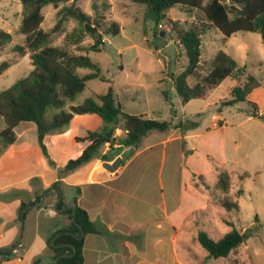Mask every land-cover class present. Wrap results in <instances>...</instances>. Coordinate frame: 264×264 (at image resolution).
Here are the masks:
<instances>
[{
  "label": "rangeland",
  "instance_id": "obj_1",
  "mask_svg": "<svg viewBox=\"0 0 264 264\" xmlns=\"http://www.w3.org/2000/svg\"><path fill=\"white\" fill-rule=\"evenodd\" d=\"M71 3L70 1L62 4L58 8L52 5L45 7L41 28L45 31L55 28L59 19L57 12ZM75 7L92 18L99 19L100 22H117L120 33L116 36H105L101 51L89 53L90 58L99 64L106 81L100 79L88 81L85 90L77 96L73 105H80L88 98L97 99L112 88L115 99L124 112L175 123L185 116L189 121H196L200 127V134H204L202 138L191 143L197 148L196 153L185 167V173H181L178 166L176 178L177 184L181 180L184 183L189 182L188 174L190 175L192 171L203 174L204 177L192 176V189L184 197V221L182 224L178 221L174 229L169 228L167 259L156 264H264V42L261 35L239 32L226 38L216 30L207 32L203 36L200 74L209 71L212 57L220 50L233 57L238 67L245 68V71L224 80L207 99L192 100L183 112L179 98L174 92L170 74H180L188 61L168 21H163L161 28L154 21L146 20L145 7L131 0H79ZM22 18L23 6L20 0H0V28L12 35L11 43L0 52V65L3 63L9 65L0 75V92L27 76L33 68L30 53L21 54L14 50L15 46L25 44L24 36L17 32ZM169 18L182 27L207 21L201 11L190 12L179 6L171 11ZM77 27V21L73 19L65 21L52 35L51 45L66 47L75 54L84 53L79 48L93 43L89 36L76 46L67 43V36ZM161 30L167 32L166 38L163 39L177 50L173 71L170 69L172 61L169 56L157 48ZM80 72L85 75L91 70L81 69ZM249 75L257 77L262 83V86L248 97V101L258 105L261 119L252 116L253 107L248 102L225 105L233 99V87L244 84ZM194 81L190 80L191 83ZM164 90L168 92V100L162 94ZM213 114L220 115L221 122L218 118L213 120ZM77 118L72 126L65 129L70 135L83 132L84 125L90 130H95V119L84 115H78ZM189 121H184V127L192 126ZM3 128L4 125L0 123V131ZM32 128L37 127L30 122H23L16 128L18 135L20 133L26 135L20 142L23 140L27 142L29 167L25 166L23 170L22 161H18V158H14L12 164L10 161L6 162L4 169L2 163L0 172L4 171L6 173L4 177L7 179H3L0 174L1 185L33 171L47 172L46 160L38 145L37 133H32ZM97 129L100 130L101 126ZM117 129L122 132L119 126ZM115 134L119 135L120 132L116 130ZM77 146L75 141L69 142L67 153L72 159ZM183 147L185 148V142ZM153 157L155 160L152 163L148 161L144 168L148 169L146 175L155 180L162 169V160L160 154ZM175 170L176 164L172 163L169 157L162 169L163 177H168ZM221 172H227L230 176V187L227 192L215 187V181ZM30 183L37 184L35 180ZM193 186L197 189L195 190ZM176 190L177 187L173 191L167 190L169 212L175 204ZM240 190L244 192L242 195H239ZM74 192V189L67 190V193ZM16 193L11 191L2 194L0 200H5ZM154 193L153 190L152 195L145 200L151 199L154 203L156 198ZM19 194L28 200L29 194L26 190ZM223 202H236L238 208L227 210L222 206ZM44 203L47 205L52 202L46 199ZM3 219L0 217V221ZM232 228L241 233H248L244 244L227 258L208 259L207 251L197 242L198 232L205 230L213 239L219 240ZM164 250L162 246L160 251L163 253ZM154 253L152 251L150 254L152 259L156 256ZM154 263L151 260L146 264Z\"/></svg>",
  "mask_w": 264,
  "mask_h": 264
},
{
  "label": "trees",
  "instance_id": "obj_2",
  "mask_svg": "<svg viewBox=\"0 0 264 264\" xmlns=\"http://www.w3.org/2000/svg\"><path fill=\"white\" fill-rule=\"evenodd\" d=\"M23 6V18L18 27V34L24 36L25 44L17 45L14 50L21 54L30 53L32 70L27 76L17 80L12 86L0 92V123L4 128L0 131V154H3L17 140L16 128L23 122L34 123L37 127L38 145L51 167L55 163L51 159L45 138L49 134L61 132L69 127L73 118L77 115H97L102 120V128L99 131H88L84 138L78 141L89 142L81 155L70 159L66 166L59 172V180L39 194L35 200L22 202L17 222L20 223L21 211L41 200V197L51 191L60 190V178L68 172L74 171L80 166L100 158L103 161L113 160L109 153L112 150L122 151L127 148H138L143 137L150 131L165 132L172 127L177 128L172 122L160 121L145 115H132L123 111L116 101L112 88L97 99L88 98L80 105H73L77 96L81 94L87 82L93 79L106 81L99 64L89 56L91 52H100L104 45L105 36H116L120 33L119 24L115 21L109 23L100 22L97 18L85 14L80 8L75 7L79 0H20ZM72 2L70 6L62 7L58 12V23L51 31L41 28L44 20L43 10L52 5L58 8L62 4ZM145 7L146 20L154 21L156 25L168 21L172 25V31L176 34L178 43L183 47L187 58L184 70L176 75L170 74L173 88L179 97L181 104L186 105L192 100H205L211 92L218 88L229 77H235L245 71L239 68L233 57L223 50L218 51L210 63V69L201 75L199 70L202 63L203 36L209 31H218L224 37L229 38L239 32H251L261 35L264 42V0H131ZM181 7L188 11L199 10L206 22L192 23L182 27L173 22L169 16L175 7ZM73 19L78 22V27L67 36V43L71 46L80 44L89 36L93 43L79 48L82 54H75L66 47L51 45L52 35L61 25ZM167 32L161 30L160 37L166 38ZM12 41V35L0 28V52ZM8 63L0 65V75L8 68ZM81 69H89L90 73L82 75ZM194 79V83L190 80ZM262 86L261 81L252 75L247 76V81L232 89L233 99L225 105H235L238 102H248L252 107V116L261 119L258 105L248 101V96ZM168 100V92L162 91ZM124 121L122 131L124 136H116L115 132L120 121ZM110 150L103 154L105 145ZM118 149H114L115 146ZM128 159V158H127ZM123 160L122 167L126 160ZM216 189L227 192L230 187V176L227 172L218 175ZM71 204L75 208V221L73 211L64 212L70 223L62 226L47 237V249L53 253L52 263L56 264L57 257L73 254V256L60 257L59 264H84L85 237L90 234H99L98 226L92 221L88 212L78 204L80 189ZM243 190L239 191L242 195ZM58 198L59 195H49ZM46 206V203L39 208ZM222 206L227 210L237 209L238 204L223 202ZM67 207L64 199L60 201L57 209ZM27 215V213H26ZM25 215V217H26ZM81 230L85 236H80ZM69 232L71 234H65ZM60 233L54 243L53 239ZM248 237V233H241L232 228L221 239H213L205 230L197 235V242L207 251L208 259L227 258L239 248ZM72 245L73 248L69 247ZM5 260L11 259L15 252H0ZM42 256L35 259L34 264H40Z\"/></svg>",
  "mask_w": 264,
  "mask_h": 264
},
{
  "label": "crops",
  "instance_id": "obj_3",
  "mask_svg": "<svg viewBox=\"0 0 264 264\" xmlns=\"http://www.w3.org/2000/svg\"><path fill=\"white\" fill-rule=\"evenodd\" d=\"M191 102L182 105L180 101L183 112ZM77 116L73 118L69 127L77 121ZM84 116L95 119V130H90L88 126L84 125L85 130L78 134L70 135L64 130L46 136L45 144L48 143L46 145L48 153L55 163V167H51L44 157L46 173L33 171L24 177L20 176L12 181H6L4 185L0 184V196L7 192L11 193V191L17 192L5 200H0V217L4 218L3 221H0L1 249L12 248L18 241L20 223L17 222V218L21 203L35 200L39 194L59 180V172L72 159L71 155L67 153L69 142L73 140L78 144L74 155L75 159L89 145L88 141H78L77 138H84L88 131L99 130L97 129L99 126L102 128L103 123L99 116L95 114ZM215 118H218L220 122L222 120L218 114H213L212 119L215 120ZM184 121L189 120L184 116L181 121L172 122L173 125L180 123L182 125H178L177 128L172 127L165 132L150 131L143 137L140 146L133 148L134 151L125 164L115 172L105 169L103 163H113L126 148L122 151L112 150L109 153L113 156L111 161L94 159L60 178L62 199L67 206H73L71 202L77 196L76 188H79L81 193L78 196V204L88 212L90 219L95 221L98 226L99 234H90L85 237L84 264H146L151 260L156 264L167 259L169 228L174 229L178 221L180 224L184 221V197L192 189V176L199 177L201 175L204 177L203 174L192 171L190 175L188 174L189 182L184 183L181 180L177 184L178 166L181 168L180 172L185 173V167L197 150L191 143L204 135L200 134V127L196 121H189L192 123L191 127H184ZM123 125L124 121H120L121 129ZM117 131L120 134H116V136H124L123 131L121 132L120 129ZM31 132L37 133V128H32ZM25 137L26 135L22 133L17 134L16 142L1 155L0 166L3 163V169L5 168L4 164L9 161L12 164L14 158L22 161L23 170H25V166L29 167L27 142L24 140L20 142ZM183 142H185V148ZM114 149H118V146L116 145ZM109 150L107 144L103 154ZM157 154H160L162 169L170 157L171 162L176 164V170L164 178L161 169L157 178L152 180L146 175L148 169L144 167L148 161L152 163L155 160L153 156ZM4 173V171L0 172L2 177L6 175ZM3 179L6 180L7 177ZM32 180H35L37 184H31ZM175 187H177L176 200L169 212L167 190L173 191ZM194 188L197 189V187ZM72 189L75 191L73 194L67 193V190L71 191ZM25 190L29 194L28 200L19 194ZM153 190L156 197L154 203L151 199L145 200L152 195ZM47 199L52 203L27 212L20 247L14 251L15 255L9 260H5L0 254V264H34L35 259L39 256H42L40 264L52 263L53 253L47 249L46 239L62 226L69 225L70 220L67 215L63 214L66 211L56 212L54 210V204L58 198L48 196ZM162 246L165 249L163 253L160 251ZM152 251L156 255L153 259L150 257Z\"/></svg>",
  "mask_w": 264,
  "mask_h": 264
},
{
  "label": "water",
  "instance_id": "obj_4",
  "mask_svg": "<svg viewBox=\"0 0 264 264\" xmlns=\"http://www.w3.org/2000/svg\"><path fill=\"white\" fill-rule=\"evenodd\" d=\"M222 2H224L225 0H221ZM157 48L160 49L162 51L163 54H165L166 56H169L170 60L172 61L171 62V65H170V69L171 71L174 70V67H175V59H176V54H177V50L176 48L173 46V45H168L167 42L163 39V38H160L158 40V43H157ZM134 149L132 147L130 148H127L126 150H124L120 156L113 162V163H109V162H104L103 163V167L105 169H107L108 171L110 172H115L121 165L122 161L129 158V156L133 153ZM50 194H57L59 195L58 199L56 200L55 204H54V210L56 212H64V211H67L69 209H71L73 211V222L76 223L75 221V208L74 206H67V207H64L60 210L57 209V206L58 204L60 203V201L62 200L63 198V192L59 189L57 190H51L47 193H45L42 197H41V200L38 202V203H35L33 205H29L27 207H25L22 211H21V215H20V232H19V238H18V241L16 243L15 246H13L12 248H0V252H10V251H16L20 245H21V242H22V239H23V233H24V229H25V215L26 213L31 210V209H35V208H39L44 202L45 200L47 199V197L50 195ZM77 224V223H76ZM62 234L64 233H60L58 234L52 241V243H54V241L60 237ZM65 234H71L69 232H65ZM77 239H81L85 236V232L83 230H81V235L80 236H77V235H74ZM69 247L73 248L72 245H69ZM65 256H73V254H69V255H63V256H60V257H65ZM60 257H57L56 260H55V263L56 264H59V259Z\"/></svg>",
  "mask_w": 264,
  "mask_h": 264
},
{
  "label": "built area",
  "instance_id": "obj_5",
  "mask_svg": "<svg viewBox=\"0 0 264 264\" xmlns=\"http://www.w3.org/2000/svg\"><path fill=\"white\" fill-rule=\"evenodd\" d=\"M159 26H160L161 28H163V25L160 24Z\"/></svg>",
  "mask_w": 264,
  "mask_h": 264
}]
</instances>
